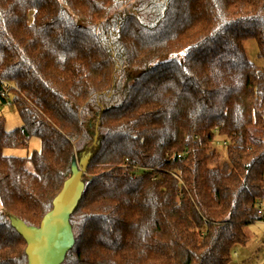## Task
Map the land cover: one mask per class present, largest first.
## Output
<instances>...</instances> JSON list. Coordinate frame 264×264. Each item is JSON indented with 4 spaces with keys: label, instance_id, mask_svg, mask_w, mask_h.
Returning <instances> with one entry per match:
<instances>
[{
    "label": "trees",
    "instance_id": "trees-1",
    "mask_svg": "<svg viewBox=\"0 0 264 264\" xmlns=\"http://www.w3.org/2000/svg\"><path fill=\"white\" fill-rule=\"evenodd\" d=\"M250 39L264 59V0H0V100L23 120L0 117V264H28L13 222L40 227L91 156L63 264H231L264 221Z\"/></svg>",
    "mask_w": 264,
    "mask_h": 264
},
{
    "label": "water",
    "instance_id": "water-1",
    "mask_svg": "<svg viewBox=\"0 0 264 264\" xmlns=\"http://www.w3.org/2000/svg\"><path fill=\"white\" fill-rule=\"evenodd\" d=\"M93 156L85 160L81 169L74 171L54 202V209L45 216L40 227H30L21 221L13 226L27 243L28 264H63L75 245L70 224L85 190L84 176Z\"/></svg>",
    "mask_w": 264,
    "mask_h": 264
},
{
    "label": "rangeland",
    "instance_id": "rangeland-1",
    "mask_svg": "<svg viewBox=\"0 0 264 264\" xmlns=\"http://www.w3.org/2000/svg\"><path fill=\"white\" fill-rule=\"evenodd\" d=\"M245 48L249 60L264 72V59L259 57L257 40H247ZM9 102L11 105H4L0 100V117L3 116L6 119V129L14 131L23 126V120L17 109L12 105L11 99H9ZM41 149L42 141L37 137H33L30 140L28 148L8 149L5 150V154L7 156L28 158L35 151H41ZM221 152H224L223 148H221ZM223 159H226L225 153H223ZM81 168L82 166H78V169ZM249 232L252 237L250 243L245 247H238L234 251L231 264H264V222L255 223L249 228Z\"/></svg>",
    "mask_w": 264,
    "mask_h": 264
},
{
    "label": "built area",
    "instance_id": "built-area-1",
    "mask_svg": "<svg viewBox=\"0 0 264 264\" xmlns=\"http://www.w3.org/2000/svg\"><path fill=\"white\" fill-rule=\"evenodd\" d=\"M217 143H218L219 145H221L224 149H225V148L227 147V145H228V143H227L226 141H220V140H218ZM128 166H129V165H127V166H125V167L128 168ZM259 213H260V215H262V216L264 217V210L262 209V207H261ZM263 222H264V221H263Z\"/></svg>",
    "mask_w": 264,
    "mask_h": 264
},
{
    "label": "crops",
    "instance_id": "crops-1",
    "mask_svg": "<svg viewBox=\"0 0 264 264\" xmlns=\"http://www.w3.org/2000/svg\"><path fill=\"white\" fill-rule=\"evenodd\" d=\"M262 209L264 210V203H263V205H262Z\"/></svg>",
    "mask_w": 264,
    "mask_h": 264
}]
</instances>
